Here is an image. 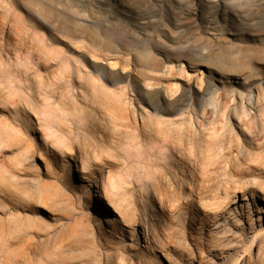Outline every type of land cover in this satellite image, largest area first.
<instances>
[{
  "label": "rangeland",
  "instance_id": "rangeland-1",
  "mask_svg": "<svg viewBox=\"0 0 264 264\" xmlns=\"http://www.w3.org/2000/svg\"><path fill=\"white\" fill-rule=\"evenodd\" d=\"M36 1L0 0V264H264V116L237 127V98L210 99L230 81L200 72L245 56L262 73L234 84L264 95V54L235 49L264 36V0ZM150 51L209 55L202 87L150 86Z\"/></svg>",
  "mask_w": 264,
  "mask_h": 264
},
{
  "label": "bare ground",
  "instance_id": "bare-ground-1",
  "mask_svg": "<svg viewBox=\"0 0 264 264\" xmlns=\"http://www.w3.org/2000/svg\"><path fill=\"white\" fill-rule=\"evenodd\" d=\"M28 1H29V3L31 2V4H36V6H37V2L38 1H36V0H28ZM79 32H80V30H79ZM83 33L85 34V32H83ZM134 35H133V37H134ZM81 36H82L81 33H78V31L77 32H72V39H70V41L72 42V44H75L77 46L87 47V46H84V44H83L84 41L80 39ZM202 37H204V36H202ZM218 37H216V39H220ZM199 38L200 37H196V39H195V41L198 40V41H196L198 43H199V40H200ZM86 39L87 40H92L91 36H86ZM257 39L260 42L259 43H255L253 46L247 47L246 45L245 46H241L240 44H238L240 46H237V48H235V47H233V48H235V49L239 48V50L243 49V51L245 49L247 52H253V54H255L254 52H257L258 54L259 53H263L264 54V36H261V37H259ZM159 40H160V38H159ZM190 40H191V38H190ZM211 40H214V38H211ZM222 40H223L222 42L226 44L227 42L229 43V41L231 42L232 39L228 38V39H222ZM217 41H219V40H217ZM89 42H91V41H89ZM233 43H235V42H232V44ZM233 45H235V44H233ZM209 46H207V47H209ZM195 47H196V44H195ZM91 52H92V50H91ZM232 52H233V50H232ZM235 53H237V50H236ZM146 54H147L146 57L141 58V59L139 58L140 62H138V64L136 66L134 65L135 67H133L134 68L133 70H135L142 77H144L145 80L154 81V82L149 83L150 86H154L153 83H155L157 80H159L162 77H164L165 75L164 76L162 75V73L164 72L166 74V76H165L166 78H173V79H176V80H178V79L179 80H184L185 82L192 81V84L194 85V87H198V88L202 87V85L204 83V80L202 79V77L195 78L192 75L193 73H190V71H196L197 67L199 66V65H197V63H199L201 61L205 62V60H207L209 58V55L204 54V52H201V55L198 58L197 57H193V56H190V57L189 56L188 57L177 56V57L173 58L172 63L170 62V60L169 61L166 60L164 62L160 61L161 59L158 60L160 56L157 58V56L154 55L151 51L147 52ZM239 55H238V58H239ZM244 57H242V58H244ZM134 58H135V56H134ZM238 58H236V59H238ZM242 58L240 59L239 62H236L235 60H232V59L223 60V61L222 60H215V63H212L213 65H210V63H207L206 65H201L200 72L202 73V70L204 69V67H206L208 73H213L212 74L213 76H215V77H217L219 79L226 78V79H228L230 81L231 85H229L228 87L223 86L222 88H220L221 90H215V92L213 91L214 93L212 94V96L210 98L212 100L211 103L213 105V110L216 107L215 100H217V98H219L221 95H223L224 98H230V97L233 98V99L237 98V100L239 101V106H240V108L237 106L240 111L235 112V115H234L235 116L234 117L235 121L237 122V127L240 126L242 130H244L245 132L247 131L248 133L252 134L254 125L257 122L258 115H260V113H262V116H264V102H263V100H264L263 96L264 95H262V91L260 90L261 86H259L258 84L252 83L250 85V87H249V90L245 91V90H242V89L236 87L234 83L236 81L235 79H238L239 77L240 78L243 77V80L255 77L256 75L261 74L262 70H261V68H259L257 66H253V64H247L246 60L242 59ZM131 60H132V57H131ZM160 72H162V73H160ZM155 85H157V84H155ZM163 85L171 93H172V91L173 92H177L178 90H181L179 88V84L177 82L176 83H172L171 85L168 84V83L167 84L163 83ZM182 92H185V91L182 89ZM209 107L212 108L211 106H209ZM205 121H206V119H205ZM66 169L68 171L72 172L73 174L77 175V177L80 178L82 181H87L88 180V174L86 172V167H84L82 165H75L73 163V161H68V164L66 165ZM85 191L88 192L89 197H91L92 199H94L96 201V204H95L96 205V210L99 213V215L101 217V220H103L106 223H109L110 221L107 220L108 210L104 206L105 202H104L103 197L101 196V194L96 189V186H94L91 183H89ZM260 199H261V201L264 202V196L261 197ZM232 203H237V201L235 200ZM260 212L264 213L263 209H262V211H259V213ZM232 214H233L232 209H225L223 211V213H221L220 219H217V221L215 223L217 225L215 226V228L226 225V223L228 222V217H230ZM160 216L163 219L167 216L164 210H161V215ZM134 238H135V243H134V246H133V250H135L138 253H140L141 249H144V248L147 247L145 245V243H144L145 240L138 233H136Z\"/></svg>",
  "mask_w": 264,
  "mask_h": 264
}]
</instances>
